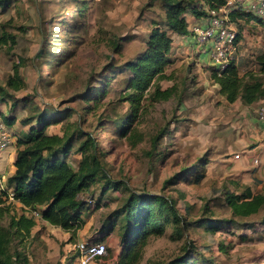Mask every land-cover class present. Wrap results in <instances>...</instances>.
I'll return each mask as SVG.
<instances>
[{
  "label": "rangeland",
  "instance_id": "obj_1",
  "mask_svg": "<svg viewBox=\"0 0 264 264\" xmlns=\"http://www.w3.org/2000/svg\"><path fill=\"white\" fill-rule=\"evenodd\" d=\"M245 4L234 0L232 7L245 9ZM154 22L166 28L165 10L156 0H11L0 10V30L16 38L15 45L0 53V86H7L16 71L26 83L21 91L8 89L0 101V115L17 119L12 133L24 136L30 127L26 120L38 125V114L51 123L49 134L63 135L69 123L79 125L96 138L99 159L117 184L108 192L103 179L80 195L87 205L85 226L75 237L35 219L37 226L22 245L31 264H79L76 246L81 242L105 243L108 249L104 259L90 264H113L122 250L113 214L130 190L173 199L190 226L180 240L172 237V228L151 237L139 264H174L191 245L201 255L198 264L204 259L264 264V211L238 218L225 203L224 193L245 188L229 180V168L217 161L229 150L227 127L236 111L211 79L208 47L194 43L189 62L178 59L167 69L169 80L161 86L175 87L170 100L146 106L129 132L118 127L133 114L123 100L126 63L144 52ZM233 27L241 35L236 53L241 74L257 71L256 59L264 54V24L240 21ZM83 140H76L69 156L75 167ZM202 165L205 179L191 184ZM202 220L212 221L218 230L205 228ZM197 221L202 224L194 226Z\"/></svg>",
  "mask_w": 264,
  "mask_h": 264
},
{
  "label": "trees",
  "instance_id": "obj_2",
  "mask_svg": "<svg viewBox=\"0 0 264 264\" xmlns=\"http://www.w3.org/2000/svg\"><path fill=\"white\" fill-rule=\"evenodd\" d=\"M156 1L165 10L166 28L154 22L144 52L135 60L126 63L129 78L125 84L123 100L130 104L133 114L131 120L119 121L118 127L125 128L123 133L130 131L146 106L168 101L174 96L175 87L163 89L161 82L169 80L166 71L174 63L171 57L173 36H193V31L189 30L187 15L196 19L205 18L210 11L226 8L229 0ZM10 2L11 0H0V10L8 7ZM228 16L229 22L233 24L240 21L264 24L261 18L242 8L228 10ZM239 36L241 35L237 34V41ZM10 44H16L15 36L0 30V53L5 47H11ZM116 50L119 53L121 47L117 45ZM256 62L259 65L258 70L244 75H241L236 59L222 70L209 67L211 79L229 104L241 101L250 105L264 101V54L258 56ZM25 87V80L16 71L9 78L7 86H0V101L6 98L8 89L18 92ZM96 91L98 94L102 92L99 89ZM2 118L8 127H13L17 121L13 115H3ZM35 118L38 125H32V121L26 120L30 127L18 139L16 172L7 178L8 188L13 191L15 202L8 200L6 192L0 194V264H31L22 249V245L32 236L37 226L36 220L30 216L31 211L40 210L41 218L45 222L75 237L85 226L83 214L87 205L80 199V195L103 179L107 180L104 190L108 188L109 192L111 187L117 186L109 179L99 159L101 150H98L92 133L83 131L79 125L69 123L63 135L49 134L47 129L51 123L45 115L38 114ZM83 137L84 140L76 150L81 159L75 167L69 161V156L76 140ZM195 174L190 178V183L200 184L206 177L203 165ZM129 193L124 205L113 214V220H119L122 239L121 253L113 264H139L151 237L164 236L167 229L172 228V237L180 240L190 228L173 199L162 195L138 194L131 190ZM224 196L234 217L248 218L264 211V187L259 194L247 187L241 193L226 192ZM202 221H197L194 226L202 224ZM203 222L205 228L218 230L217 226H212V221ZM104 258L96 261L100 262ZM199 259L201 255L191 245L183 255L174 260V264H198ZM203 263L213 264V261L204 259Z\"/></svg>",
  "mask_w": 264,
  "mask_h": 264
},
{
  "label": "crops",
  "instance_id": "obj_3",
  "mask_svg": "<svg viewBox=\"0 0 264 264\" xmlns=\"http://www.w3.org/2000/svg\"><path fill=\"white\" fill-rule=\"evenodd\" d=\"M231 9H234V7L231 6L229 10ZM187 20L190 24L189 30L191 32L195 27L203 25L205 22L204 18L196 19L192 15H187ZM173 39L174 44L171 57L174 63L178 59L183 60V63L189 62L191 60L190 53L193 50L195 41L192 38L178 35H174ZM175 45H177L176 48ZM261 104H264V101L250 105L243 104L241 101L232 104L235 106L234 111L236 113L234 114L235 121L227 127V136L230 137L228 143L229 150L224 152L222 157H219V160H217L220 164L229 168V180L234 184H240L244 188L250 187L255 194L261 193L264 187V128L257 115ZM2 117L3 114L0 115V135L4 131H7L11 136L12 143L9 148L0 151V173L9 178L16 172L17 144L18 139L24 132H20V134L12 133L16 124L13 127H8ZM218 117L220 118L219 114ZM219 118L218 120L220 121L217 120L218 122H224ZM237 155L238 157H236Z\"/></svg>",
  "mask_w": 264,
  "mask_h": 264
},
{
  "label": "built area",
  "instance_id": "obj_4",
  "mask_svg": "<svg viewBox=\"0 0 264 264\" xmlns=\"http://www.w3.org/2000/svg\"><path fill=\"white\" fill-rule=\"evenodd\" d=\"M245 10L253 13L264 21V0H244ZM234 5V0H229L227 7L220 11H210L205 17L203 25L193 29L192 40L199 48L208 47L211 53L210 67L224 69L235 59L238 41L237 31L233 23L229 22L228 10ZM258 119L264 128V104L258 109ZM12 139L9 133L4 131L0 135V150L11 146ZM238 157V155L236 156ZM6 192L8 200L15 202L14 193L8 188L7 178L0 173V194ZM34 219L41 218L39 211H31ZM79 264H90L107 255L108 249L105 243H84L76 246Z\"/></svg>",
  "mask_w": 264,
  "mask_h": 264
}]
</instances>
